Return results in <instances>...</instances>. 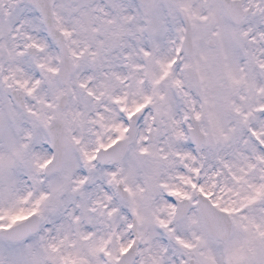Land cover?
Returning <instances> with one entry per match:
<instances>
[{
  "label": "snow or ice",
  "instance_id": "snow-or-ice-1",
  "mask_svg": "<svg viewBox=\"0 0 264 264\" xmlns=\"http://www.w3.org/2000/svg\"><path fill=\"white\" fill-rule=\"evenodd\" d=\"M0 264H264V0H0Z\"/></svg>",
  "mask_w": 264,
  "mask_h": 264
}]
</instances>
